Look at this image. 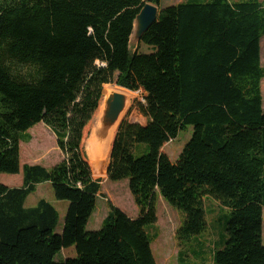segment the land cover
Returning <instances> with one entry per match:
<instances>
[{
  "label": "trees",
  "instance_id": "16d2710c",
  "mask_svg": "<svg viewBox=\"0 0 264 264\" xmlns=\"http://www.w3.org/2000/svg\"><path fill=\"white\" fill-rule=\"evenodd\" d=\"M145 4L0 0V174L23 175L21 187L0 184V264H158L149 228L159 198L183 217L178 264H209L200 239L209 227L207 199L229 212L210 264H264V0L160 9L141 39L152 52H131ZM112 87L144 91L147 124H120L96 176L83 145ZM39 123L64 155L51 169L21 166V134ZM189 126L192 137L172 162L163 148ZM106 174L128 180L139 216L108 201L101 229L87 231L102 189L94 177ZM43 183L69 202L61 233L51 203L25 207ZM68 249L75 255L58 260Z\"/></svg>",
  "mask_w": 264,
  "mask_h": 264
},
{
  "label": "rangeland",
  "instance_id": "374dc122",
  "mask_svg": "<svg viewBox=\"0 0 264 264\" xmlns=\"http://www.w3.org/2000/svg\"><path fill=\"white\" fill-rule=\"evenodd\" d=\"M143 1H145L146 3L150 2V0ZM186 1L187 0H162L160 8L164 9L169 6L177 5ZM240 1L243 0H231V2ZM131 50L132 52L137 51L141 53L152 52V48L136 41L131 44ZM261 64L262 67H264V37L261 42ZM261 87L264 109V79L262 81ZM131 95L133 96V99L122 118V122L140 124L142 126H145L147 124V118L142 114L140 108L141 104H145V93L144 91L140 90L131 93ZM192 134L193 128L189 126L180 132L176 140L171 141L164 146L163 152L169 156L172 162H176L185 145L191 139ZM27 136H30L32 138L30 142L27 141ZM20 149L21 166L40 165L47 169H51L55 165L60 163L64 158L63 153L57 146V141L54 133L43 123H39L31 128L27 132V134H21ZM83 149L89 161V158L85 151V143L83 145ZM94 172L96 176H99L97 170H95ZM94 178L101 179L102 189L101 194L97 200L96 210L88 223L87 231H97L101 229L102 222L109 213L108 201H111L114 205H116L132 218H137L139 216V208L135 204L132 194L129 190L128 180H123L120 182L109 181L107 174L102 178ZM0 184H3L10 188L21 187L23 184V175L22 173L17 175L0 174ZM160 199L161 198H159L156 205L158 222L157 224L149 228V233L154 239V242L152 244L153 254L158 264H178L177 254L179 251V247L176 240V231L180 227L183 221V217L177 210L169 206L164 200L162 201ZM40 200L48 201L59 211L60 217L56 233H61L64 227L65 216L69 206V202L58 201L54 196V192L50 183H43L38 185L37 190L28 197L25 203V207H35ZM206 205L209 227L207 232L202 235L200 239L203 241L204 245H206L205 249L207 263L210 264L212 263V255L210 250L212 246L210 245H215L214 241L220 240V233L222 235L226 234L225 222H228L226 221V217L229 216V212L226 210L221 211V209L213 205L211 202H206ZM74 255L75 253L73 250H63L57 258L58 260H64L65 258L72 257Z\"/></svg>",
  "mask_w": 264,
  "mask_h": 264
},
{
  "label": "water",
  "instance_id": "95a60500",
  "mask_svg": "<svg viewBox=\"0 0 264 264\" xmlns=\"http://www.w3.org/2000/svg\"><path fill=\"white\" fill-rule=\"evenodd\" d=\"M160 9L158 5L151 2L144 5L134 22V29L130 39V50L131 44L134 41L141 42L143 35L159 19ZM131 101L126 92L112 90L105 94L103 92V99L99 105L98 115L93 122L90 135L85 141V151L88 158L90 157L88 148L91 143H93V147L98 151L106 147L112 149L117 130ZM113 134H115L114 137H112Z\"/></svg>",
  "mask_w": 264,
  "mask_h": 264
},
{
  "label": "bare ground",
  "instance_id": "6f19581e",
  "mask_svg": "<svg viewBox=\"0 0 264 264\" xmlns=\"http://www.w3.org/2000/svg\"><path fill=\"white\" fill-rule=\"evenodd\" d=\"M110 90L124 92V91H121V90L117 89L116 87H112V88L105 89L104 94L107 93ZM127 94L129 96V99L132 100L133 96L131 95V93H127ZM114 135L115 134H113L112 137H114ZM110 150H111V148L108 149L106 147V148H102L101 150L98 151L97 149H95L93 147V143H91L89 145V148H88V154L90 156L89 157L90 158L89 161H90L91 166L93 164L96 167L98 175L101 174V172H102V170H103V168L105 166V163H106L107 157H108V155L110 153Z\"/></svg>",
  "mask_w": 264,
  "mask_h": 264
},
{
  "label": "crops",
  "instance_id": "0c3cea01",
  "mask_svg": "<svg viewBox=\"0 0 264 264\" xmlns=\"http://www.w3.org/2000/svg\"><path fill=\"white\" fill-rule=\"evenodd\" d=\"M162 200V199H160ZM163 201V200H162ZM207 202H211L213 205H215L216 207H218L220 209V206L218 205V203H216L213 199H207ZM107 217V216H106ZM103 223V222H102ZM68 250H73L74 249H68ZM75 253V252H74Z\"/></svg>",
  "mask_w": 264,
  "mask_h": 264
}]
</instances>
